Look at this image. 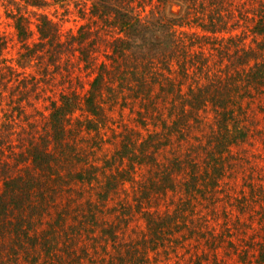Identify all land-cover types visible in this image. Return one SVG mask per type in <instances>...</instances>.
Wrapping results in <instances>:
<instances>
[{
	"label": "rangeland",
	"instance_id": "rangeland-1",
	"mask_svg": "<svg viewBox=\"0 0 264 264\" xmlns=\"http://www.w3.org/2000/svg\"><path fill=\"white\" fill-rule=\"evenodd\" d=\"M6 1L0 0V82H13L14 89L0 83V116L18 105L33 114L22 117L24 122L37 118L42 128L53 100L72 90L85 95L102 63L108 69L119 64L109 40L122 31L113 14L105 16L108 25L101 19L99 0H81L80 8L71 5L67 14L59 8L58 21L61 39L79 29L87 49L59 57L36 52L39 58L23 65L22 41L6 14ZM204 1L196 8L199 0H135L133 13L145 23L162 13L175 18L172 37L185 51L177 46L172 62H156L153 78L144 68L146 57L138 53L143 64L137 76L146 75L153 85L142 92L146 98L135 99L137 90L124 88L119 96L104 93L100 115L80 109L68 115V149L54 150L70 160L73 171L91 178L75 181L67 175L58 207L33 215L30 227L46 233V245L39 250L29 243L18 253L7 249L0 264H264V76L262 82H247L244 64L236 60L258 46L255 26L264 18L259 13L264 0H222L226 23L214 31L198 24L197 15L208 16L213 7ZM102 31L107 43L103 36L97 39ZM258 53L247 69L255 60L264 63V41ZM190 58L192 66L186 64ZM118 74L110 79L113 87ZM169 79L183 94L207 88L214 103L186 106V112L173 109L162 98L170 92ZM33 84L36 89L27 93ZM226 96L233 114L222 132L234 140L222 146L221 115L212 108ZM10 98L19 104L13 106ZM66 198H71L67 204ZM62 209L66 217L57 219Z\"/></svg>",
	"mask_w": 264,
	"mask_h": 264
},
{
	"label": "trees",
	"instance_id": "trees-1",
	"mask_svg": "<svg viewBox=\"0 0 264 264\" xmlns=\"http://www.w3.org/2000/svg\"><path fill=\"white\" fill-rule=\"evenodd\" d=\"M160 1L162 2L163 0ZM199 1L200 3L194 7L202 8L206 5L204 0ZM208 2H211L213 7H208L210 10L208 16L202 18L197 15L200 17L198 24L202 30L210 28L209 30L214 31L216 28L225 26L226 22L224 20L226 19L224 13L220 10L223 8L225 11V8L222 0H210ZM135 3V0H99L97 10L101 19L108 25L110 20L105 16L113 14L115 24L119 25V30L123 33L121 32V34L119 33L115 38L111 37V40H109L107 34L102 31L101 34L97 35V39L103 40L104 37L105 43L109 40L119 64H116L113 69H108L106 64L102 63V70L96 73L85 95L80 97L73 90L68 93H62L50 103L49 113L43 115L44 125L42 128L38 127L37 118L33 121L30 119L23 121L22 117L33 114L20 109L17 105L19 101L15 104V97L13 101L10 98L9 102L13 106L17 105L15 106L16 109L6 110L9 112L4 110V115L0 116V255L9 251L7 249H12L18 253L28 247L29 243L34 244V246L37 244L36 247L39 250L40 246H45L47 240L42 238V236H45L46 233H40L30 227L33 224V215H39L40 217V215H44L48 208L58 207L59 197L63 193V185L69 183V179L64 181L67 175H71L70 179L75 181L77 179L85 181L91 178L84 175L81 171H73L69 167L70 160L60 156L54 150V147H57L59 148V153H62L64 148H67L66 137L68 130L66 122L69 120L68 115L79 109L85 110L92 115H100L104 108L101 101L104 93L109 96L110 93H115L119 96L124 88L132 91L137 90L138 95L135 96V99L146 98L145 96L149 95L142 96V92H149L153 85L149 81L146 82V75L145 78L137 76L139 65L143 64V59L142 62L138 61V53L146 57L144 68H149L146 73H149L148 76L153 78V73L150 69H157L155 68L156 62L166 63L168 60L172 62L175 58L174 49L177 46L182 51H185L184 47L179 45L178 41L176 42L172 37L176 31L171 23L175 20L174 17H166L165 13H162L159 17L145 23L143 19H140V15L138 16L139 12L137 14H135L136 12L133 13L136 6ZM80 4L81 0L6 1V5L4 4L6 14L12 19L17 37L22 41V57L25 59L24 61L22 60L23 65L25 61L32 60L30 58L34 56L39 58L38 55H34L36 52L42 54L43 51L49 53L50 56L59 57L64 51H72L74 54L75 51H78L81 54L82 51L84 52L87 49L83 48L81 44L83 34L79 29L77 32H68L66 38L61 39L63 33L58 21L60 18L59 8H62L61 13L67 14L71 5L80 8ZM52 5H54V9L50 10L49 7H52ZM259 13L264 17L262 8ZM214 24L216 25L214 26ZM255 28L256 33H258L257 37H259L258 46L255 50H243L242 58L236 59L238 64L239 62L244 64L243 75L246 76L247 82L253 83H255L254 81L256 83L262 82L264 63H262L263 61L255 60L249 65L248 69L245 64H249L251 58L257 59L258 51H262L264 18L261 17L256 22ZM156 32H159V37L154 36ZM34 35L36 40L34 39L32 43L27 41L28 38ZM2 39L4 38L2 37ZM193 43L194 41L189 45ZM143 44L146 47L144 55ZM1 47L2 44H0ZM168 50L172 52L170 53ZM52 61H55V59ZM187 63L192 66L195 60L190 58L186 61ZM8 70L13 69L9 67ZM106 74L110 77L105 78ZM116 74H118L120 80L113 87L110 79ZM133 78H136L138 82L133 83ZM0 83L14 89L13 82L7 84L1 81ZM169 85L170 96L167 93L162 98L167 100L173 109L179 107L182 112H186L187 109H184L186 106H189V109H198L205 107L208 100L214 103L212 98L209 99L207 97V93H209L207 88L200 87L197 91L190 89L189 94H183L179 91L178 86H174V82L171 79H169ZM36 86L33 84L26 89V92L34 91ZM144 86L147 87L144 88ZM174 88L176 89L175 92H173ZM139 92L141 95H139ZM112 98L114 99V97ZM176 99L179 100L176 101ZM228 100L227 96L220 97L212 108L221 115V119L217 120V128L221 132H227L228 121L233 114ZM0 106L3 105L1 104ZM15 110L16 112H14ZM88 123V127L93 126L91 120H88ZM151 136H154V134H151ZM221 136L219 144L222 146L225 142L234 140L233 137H229L223 132ZM23 141L27 142L28 145L22 146ZM63 146L65 147L61 148ZM71 148H73L72 145ZM26 161H29L28 165L20 167V164H24ZM64 171L65 173H62ZM164 177L167 178V176ZM163 185L165 186V184ZM70 201L71 198H66L65 200L66 204ZM88 202L91 204V201ZM65 210L58 211L57 219L66 217L67 211ZM50 264L56 263L52 262Z\"/></svg>",
	"mask_w": 264,
	"mask_h": 264
},
{
	"label": "water",
	"instance_id": "water-1",
	"mask_svg": "<svg viewBox=\"0 0 264 264\" xmlns=\"http://www.w3.org/2000/svg\"><path fill=\"white\" fill-rule=\"evenodd\" d=\"M174 5H177V6H178V4H174ZM174 5H173V6H174ZM173 6H172V7H173ZM173 10H174V9H173ZM175 10H176V9H175Z\"/></svg>",
	"mask_w": 264,
	"mask_h": 264
},
{
	"label": "bare ground",
	"instance_id": "bare-ground-1",
	"mask_svg": "<svg viewBox=\"0 0 264 264\" xmlns=\"http://www.w3.org/2000/svg\"><path fill=\"white\" fill-rule=\"evenodd\" d=\"M177 7V6H176Z\"/></svg>",
	"mask_w": 264,
	"mask_h": 264
}]
</instances>
